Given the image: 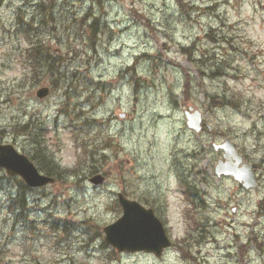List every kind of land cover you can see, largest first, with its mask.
<instances>
[{"label": "rangeland", "instance_id": "1", "mask_svg": "<svg viewBox=\"0 0 264 264\" xmlns=\"http://www.w3.org/2000/svg\"><path fill=\"white\" fill-rule=\"evenodd\" d=\"M27 35L70 52L74 88L31 79ZM41 87L52 88L43 100ZM190 106L201 132L187 126ZM85 118L94 127L81 139L110 146L105 182L83 172L35 189L22 219L10 208L17 182L0 169V264H264V0H0V144L31 152L14 130L29 123L71 168L80 142L70 123ZM225 138L254 166L257 188L216 175ZM119 192L163 222L174 245L160 258L103 243L123 214ZM56 219L72 233L55 231Z\"/></svg>", "mask_w": 264, "mask_h": 264}, {"label": "trees", "instance_id": "2", "mask_svg": "<svg viewBox=\"0 0 264 264\" xmlns=\"http://www.w3.org/2000/svg\"><path fill=\"white\" fill-rule=\"evenodd\" d=\"M87 29H89V44L90 46H92L98 39L99 18L94 19L93 23L89 25V28ZM27 31H30V29H27ZM27 39L30 45L26 48L21 62L24 64V68L28 73L36 75L32 76L31 79L34 82L39 83L42 78L49 77V81H51L50 84L54 89H56L58 86L60 87L62 84H67V87L74 88L76 86V75L75 73L69 75L67 74L68 72L66 70L67 63L70 61V58H68L70 52L60 54L59 52L53 50L50 44L46 41L34 39L31 35H27ZM201 62L205 64L202 60ZM197 63L198 60H194L193 64ZM214 66L218 67L219 65L217 66V64L214 63L213 69ZM62 69L65 71L63 72ZM199 71L202 75H204L206 69L200 68ZM188 84H190L189 79H187V85ZM230 103L234 106H238L233 100L230 101ZM70 125L73 126V133H75L77 140L80 142L78 147L81 148V144L83 145L82 149H77V159L74 166H72L71 168L61 167L60 163L55 157V154L47 151L48 148L45 140L39 139V133L34 131L30 127L29 123L14 126L15 140H17L18 136L23 135H26L30 138L32 151H27V155L31 158V160L34 161V163L42 172L49 176L56 177L61 182L62 179L67 177H79L83 174V172H87L90 175L100 173L104 160L103 158L106 155L104 152L107 148L110 147L108 146V144L102 146V144H95L81 139L82 134L88 136L90 134V129L94 127L93 120H91L90 118H85L82 122H79L77 124L71 122ZM43 131L45 132V130ZM81 152H84L83 155ZM15 180L17 182L18 193H16L15 196H11L10 208L11 211H13V213H15L19 218L25 219V212H27L28 210V194L30 191H32V189L26 186L20 179L17 178ZM187 186L188 187L185 188L187 200L190 201L191 206H195L197 205V201L195 200V191L192 189L191 184H187ZM261 203L264 204V199ZM69 225L72 227H70ZM73 228V223H70L69 221H63L61 219H56L54 221L53 229L55 231H59L60 229H62L66 233V235H70Z\"/></svg>", "mask_w": 264, "mask_h": 264}, {"label": "water", "instance_id": "3", "mask_svg": "<svg viewBox=\"0 0 264 264\" xmlns=\"http://www.w3.org/2000/svg\"><path fill=\"white\" fill-rule=\"evenodd\" d=\"M49 87L40 88L36 95L44 99L50 95ZM189 108L185 115L187 124L191 129L199 132L202 129V115L199 111L191 113ZM216 149L224 150V159L220 160L215 168L217 176H233L244 182L245 188H255L258 181L252 165L243 162V156L238 152L236 145L229 139ZM242 167L239 169V165ZM0 168L5 169L10 176H20L32 188L42 187L55 182V179L42 174L35 164L25 154L16 150L12 144H0ZM95 185L102 184L104 178L96 175L91 179ZM123 215L115 223L104 228L105 239L108 244L119 252L145 251L161 257L164 249L172 246L162 221L151 208H146L137 201L118 195Z\"/></svg>", "mask_w": 264, "mask_h": 264}]
</instances>
